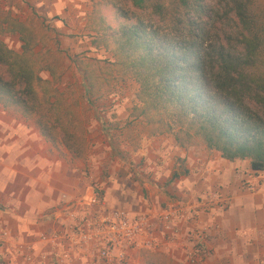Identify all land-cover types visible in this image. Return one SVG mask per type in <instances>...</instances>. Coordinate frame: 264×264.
Here are the masks:
<instances>
[{
	"label": "trees",
	"instance_id": "1",
	"mask_svg": "<svg viewBox=\"0 0 264 264\" xmlns=\"http://www.w3.org/2000/svg\"><path fill=\"white\" fill-rule=\"evenodd\" d=\"M93 1L92 44L138 84L134 112L153 136L173 134L182 148L197 142L225 160H247L252 172L264 170L263 3ZM4 34L18 36L20 52L6 45ZM40 44L30 25L0 11V106L33 117L42 137L80 157L77 123L56 86L60 73L35 52ZM77 68L90 104L96 84L87 67ZM150 260L174 264L161 253Z\"/></svg>",
	"mask_w": 264,
	"mask_h": 264
},
{
	"label": "crops",
	"instance_id": "2",
	"mask_svg": "<svg viewBox=\"0 0 264 264\" xmlns=\"http://www.w3.org/2000/svg\"><path fill=\"white\" fill-rule=\"evenodd\" d=\"M33 1L40 14L57 16L58 25L80 16L83 5L82 0ZM6 112L0 109V225L12 244H28L35 254L47 253L50 249L39 236L59 230L67 206L90 192L84 189L78 163L64 158L35 126L5 119ZM140 153L151 171L140 185L143 214L182 201L194 208L197 198L219 192L226 208L200 216L201 224L209 227L210 249L200 264H264V170L252 172L247 160L228 161L204 146L182 148L169 136L145 138ZM184 228L185 238L189 229ZM140 251H132L127 264H141ZM157 252L175 264H188L180 248L161 247ZM45 264H53L51 257Z\"/></svg>",
	"mask_w": 264,
	"mask_h": 264
},
{
	"label": "rangeland",
	"instance_id": "3",
	"mask_svg": "<svg viewBox=\"0 0 264 264\" xmlns=\"http://www.w3.org/2000/svg\"><path fill=\"white\" fill-rule=\"evenodd\" d=\"M257 1L264 4V0ZM81 3V15L75 19H64L59 25L55 21L57 16L50 18L40 14L33 0H0V11L8 12L30 25L43 40L35 52L60 73L56 86L63 93L77 123L74 133L82 155L74 157L58 140L52 144L60 149L64 158L69 157L74 165L78 163L81 166L84 189L90 192L93 186L102 199V212L123 211L130 216L140 215L143 214L141 208L144 204L140 191L141 180L151 174L147 170L145 156L140 153L144 140L158 136L174 138V135L153 136L151 127L142 117L136 116L134 107L138 105V84L130 76L115 69L112 64L114 59L109 52L92 44L94 34L90 27L95 18V4L93 0H82ZM1 39L10 49L21 51L17 35L4 34ZM77 65L87 67L96 84L90 104L83 97L84 85ZM40 75L45 79L50 78L46 71ZM6 110L5 119L8 121L15 119L27 123L29 127L38 128L33 117ZM200 146L203 145L194 142L186 148ZM154 253L160 252L141 250V264L155 262L150 260Z\"/></svg>",
	"mask_w": 264,
	"mask_h": 264
},
{
	"label": "built area",
	"instance_id": "4",
	"mask_svg": "<svg viewBox=\"0 0 264 264\" xmlns=\"http://www.w3.org/2000/svg\"><path fill=\"white\" fill-rule=\"evenodd\" d=\"M91 188L88 196L67 206L59 230L39 236L41 244L50 249L47 253L35 254L28 244H12L8 231L0 225V264H45L50 257L53 264L75 260L82 264H127L132 251L157 252L161 247L180 248L188 264H200L210 254L206 244L209 227L201 224L200 216H213L216 209L226 208L222 195L212 192L197 198L194 208L182 201L155 214L105 213L102 199ZM246 188L253 190L251 185ZM186 226L189 230L184 238Z\"/></svg>",
	"mask_w": 264,
	"mask_h": 264
}]
</instances>
